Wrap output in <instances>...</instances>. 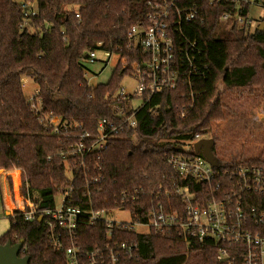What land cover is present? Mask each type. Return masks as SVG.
<instances>
[{"label":"trees","instance_id":"16d2710c","mask_svg":"<svg viewBox=\"0 0 264 264\" xmlns=\"http://www.w3.org/2000/svg\"><path fill=\"white\" fill-rule=\"evenodd\" d=\"M148 1L156 0H0V169H21L23 193L34 207L52 208L59 188L71 184L72 205L83 209L89 203L88 190L93 204L101 207L112 205L123 190L137 189L139 203L125 205L135 219H145L149 191L168 210V192L175 202L177 186L187 185L193 192L208 187L189 177L184 180L166 162L169 155L204 157L193 145L186 146L195 136L212 141L211 167L218 180L235 186L225 171L244 165L264 169V116L253 119L259 110L264 113V31L220 20L228 9L224 3L191 0L198 15L183 31L196 41L198 61L207 70L192 84L190 114L179 118L175 113L190 102L185 87L155 93L136 112V125L106 142L95 158L99 170L92 171L90 164L86 174L79 169L73 171V180L65 176L64 160L72 161L63 159L59 150L73 140L50 134L42 113L64 121L70 133H94L98 121L112 117L118 106H132L130 98L119 95V81L141 52L125 48L126 34L144 20ZM29 2H34L35 14L21 27ZM91 51L118 55L104 83L92 85L85 77L82 60ZM26 77L36 84L40 114L23 93L21 80ZM96 174L101 177L93 183ZM254 200L264 209V190ZM8 219L0 244L22 240L19 255H26L28 264H67L65 253L48 244L42 219L23 220L19 214ZM79 232L82 250L107 238L103 222L79 220ZM115 236L136 245L135 256L117 264H226L219 262V244H186L174 228Z\"/></svg>","mask_w":264,"mask_h":264},{"label":"built area","instance_id":"2783aa9c","mask_svg":"<svg viewBox=\"0 0 264 264\" xmlns=\"http://www.w3.org/2000/svg\"><path fill=\"white\" fill-rule=\"evenodd\" d=\"M205 1L209 5L224 3L228 9L221 14L220 20L233 19L247 31L257 28L260 23L264 24V0ZM146 4L149 9L144 20L131 25L126 34L125 48L139 49L141 52L128 71L136 84L133 92H118L122 97L131 99L130 108L118 106L112 117H104L98 121L94 133H70L64 121L51 114L42 113L34 94L29 100L31 109L37 114L42 113L41 122L50 134L62 136L64 139L72 138L73 141L66 145V149L59 150L63 159L68 157L72 161L70 163L64 160L65 176L70 180L75 178L73 171L80 169L83 174L89 172L90 164H93L92 171L100 169L95 162L98 153L104 149L108 140L124 135L136 125L135 114L151 95L185 87V94L189 96L190 102L177 108L175 113L179 118L190 114L194 94L192 84L205 77L207 70L198 61L200 50L196 41L183 31V26L197 17V7L191 0H156ZM253 8L262 10L261 16L256 19L250 14ZM34 14L35 5L31 2L25 3L21 27L28 26L30 16ZM75 16L78 17V14ZM96 52H89L87 58L92 60ZM102 52L108 56L111 54ZM24 82L25 78L21 80V87ZM198 140L200 138L195 136L193 140L186 142V146L193 145ZM166 162L184 180L189 177L201 186L208 187L193 192L187 185L177 186L174 190V197H177L175 202L171 201V194L168 192V210L157 200L154 191L146 192V197L149 198L148 209L145 219L140 221L134 218L135 213L125 208L129 202L136 205L139 203L137 189L123 190L114 198L112 205L101 207L93 204L91 192L88 190L89 203L83 209L72 205L73 186L69 184L59 188L56 195L60 198L59 203L56 204L55 196L52 208L38 209L24 195L20 184V203L9 208L10 216L19 214L23 220L42 219L48 244L65 253L67 264H81L82 260L86 264H117L133 258L136 245L117 240L116 233H146L150 230L160 232L170 228H174L186 244H219L218 258H225L223 262L226 264H264V209L254 200V195L261 194L264 190V169L255 165H244L225 171V176L235 180L233 186L229 180L216 178L217 174L205 157L169 155ZM18 173L20 177V171ZM100 177V174L92 176L91 182L99 181ZM103 201L107 202V198ZM117 211H124L129 219L125 221L113 217ZM4 212L0 184V215ZM83 219L89 224L104 223L107 238L100 246L89 250L81 249L79 220Z\"/></svg>","mask_w":264,"mask_h":264},{"label":"rangeland","instance_id":"374dc122","mask_svg":"<svg viewBox=\"0 0 264 264\" xmlns=\"http://www.w3.org/2000/svg\"><path fill=\"white\" fill-rule=\"evenodd\" d=\"M18 3H23V0H14ZM34 3V2H33ZM251 17L256 19L262 14V10L260 8L251 9ZM118 60V55L116 53H111L109 56L102 51H98L95 53V57L92 60L85 58L82 60V66L85 71V77L88 80L89 84L95 85L98 83H104L108 80L110 73L115 66ZM129 69L127 70V72ZM135 80L129 75H124L119 81L118 92L132 93L135 88ZM24 95L27 97L29 101L30 98L36 91V84L29 78H25L24 85L22 87ZM39 105V102H36ZM264 116L261 110L256 113L253 119H258ZM4 170V171H3ZM0 169V184L3 191V198L5 204V212L3 215H0V235L8 228L9 219L7 216L11 215V208L15 206L16 203H20L19 199V190L21 181V169L19 168H11L8 170ZM20 171V177L18 176ZM10 172V173H8ZM6 174V175H5ZM7 176V177H5ZM9 189V190H8ZM60 198L56 196L55 202L59 203ZM113 217L119 218L127 221L128 215L124 211H117L113 214ZM143 231V230H139Z\"/></svg>","mask_w":264,"mask_h":264},{"label":"water","instance_id":"95a60500","mask_svg":"<svg viewBox=\"0 0 264 264\" xmlns=\"http://www.w3.org/2000/svg\"><path fill=\"white\" fill-rule=\"evenodd\" d=\"M264 27L263 23H260L257 26V30L262 31ZM212 141L210 139H200L193 144L194 152H201L206 160L215 164L214 156L210 150ZM38 221L40 219H37ZM22 240L17 241L16 243H11L10 241L0 244V264H28V257L26 255L20 256L19 252L22 248ZM225 258H220L219 262H223Z\"/></svg>","mask_w":264,"mask_h":264}]
</instances>
